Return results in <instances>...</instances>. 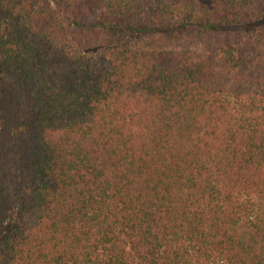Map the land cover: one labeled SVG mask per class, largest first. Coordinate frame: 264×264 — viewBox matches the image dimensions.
<instances>
[{
	"label": "trees",
	"instance_id": "16d2710c",
	"mask_svg": "<svg viewBox=\"0 0 264 264\" xmlns=\"http://www.w3.org/2000/svg\"><path fill=\"white\" fill-rule=\"evenodd\" d=\"M0 264H264V0H0Z\"/></svg>",
	"mask_w": 264,
	"mask_h": 264
}]
</instances>
